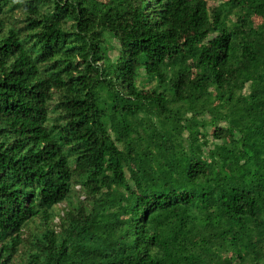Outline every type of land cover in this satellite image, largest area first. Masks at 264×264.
<instances>
[{"label": "trees", "instance_id": "trees-1", "mask_svg": "<svg viewBox=\"0 0 264 264\" xmlns=\"http://www.w3.org/2000/svg\"><path fill=\"white\" fill-rule=\"evenodd\" d=\"M0 264H264V0H0Z\"/></svg>", "mask_w": 264, "mask_h": 264}, {"label": "rangeland", "instance_id": "rangeland-1", "mask_svg": "<svg viewBox=\"0 0 264 264\" xmlns=\"http://www.w3.org/2000/svg\"><path fill=\"white\" fill-rule=\"evenodd\" d=\"M210 4H213V3H210ZM227 18L230 19V20H234L235 17H234L233 15H231V14H228V15H227ZM261 22H262L261 19L256 18V19H255V26H257V25L260 24ZM183 41H185L184 43H185L186 48H191V47H194V48H195L196 46H197V47H204V44H203V43H198V42L195 41L193 35H189V36H187ZM109 54H110L111 59H113V61L116 60V58H117V56H118V51H117L116 46L110 48ZM169 61H170L171 63H174L173 61H176V60L170 58ZM213 132H214V130H213L212 128H208V130H207V137H208L210 140L215 141V140L213 139V138H214V137H213ZM217 142H218V141H217ZM127 177H128V175H127ZM74 193H75V196H74V199H73V205L75 206V205L77 204V198H78V200H79V196H80L81 199L84 198V194L81 192V187H80L79 184H76V185H75ZM65 205H66V203H63V204L58 205V206L55 208V211H56L57 213H62V210L64 209ZM55 222L58 223V222H59V219L56 218V219H55ZM34 228H35V225L31 224V225H30V229H28V230L26 231V235L29 236V234H30L32 231H34Z\"/></svg>", "mask_w": 264, "mask_h": 264}]
</instances>
